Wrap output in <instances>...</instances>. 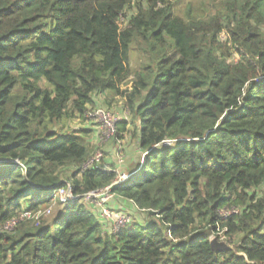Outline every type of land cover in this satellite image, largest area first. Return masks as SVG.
<instances>
[{"label": "trees", "instance_id": "trees-1", "mask_svg": "<svg viewBox=\"0 0 264 264\" xmlns=\"http://www.w3.org/2000/svg\"><path fill=\"white\" fill-rule=\"evenodd\" d=\"M115 99L113 185L69 123ZM0 264H264V0H0Z\"/></svg>", "mask_w": 264, "mask_h": 264}, {"label": "rangeland", "instance_id": "rangeland-1", "mask_svg": "<svg viewBox=\"0 0 264 264\" xmlns=\"http://www.w3.org/2000/svg\"><path fill=\"white\" fill-rule=\"evenodd\" d=\"M138 57L139 56L135 51H131L129 61L131 69L135 70L138 68V64L140 62ZM120 89L122 90L123 87ZM100 98L101 97H98L96 100L97 107L100 105L102 99ZM120 104L121 102L115 99L113 103H111L110 106H107L106 108H101L96 112L90 111V113L87 114V117H84L85 120L82 121L80 120L81 118H77L69 123V127L72 129L82 126L92 128V130L96 132H94L95 135L93 134L94 138L92 136L88 140L93 150L92 153L100 152L102 155V162L107 166V169L110 168V171L117 174V178L121 175H130L126 174L125 170L127 167L123 168L121 167V164H125V162H127L128 165H140L144 158V155H142V153L137 149L135 142L136 140L131 135L133 124L129 121L130 118L128 117L127 113L122 110ZM88 119H92L93 121L90 123ZM121 119L129 121L130 124H128L126 127V133L123 134V140L114 142L112 140V136L113 132L115 131V123H118ZM167 144L169 143L167 142L166 145ZM137 165H133L131 170L136 169ZM101 195L103 194L97 193L94 195V197ZM97 200L99 201V199ZM84 201L86 202L85 199ZM109 206L111 208L106 206L109 218H104L103 220L106 223H109L110 228L117 229L129 223V217L134 214L132 209H129L126 204L119 200H113L112 203H109ZM95 209H97V207H95ZM212 238L214 237H210V239Z\"/></svg>", "mask_w": 264, "mask_h": 264}, {"label": "built area", "instance_id": "built-area-1", "mask_svg": "<svg viewBox=\"0 0 264 264\" xmlns=\"http://www.w3.org/2000/svg\"><path fill=\"white\" fill-rule=\"evenodd\" d=\"M114 126V125H113ZM102 155L100 152H94L92 156L90 157L89 161L86 163L85 167H91L94 164L99 163L101 160ZM130 175H121L117 178L116 181H114V184H120L124 182ZM100 193L103 194L98 197H94L95 194ZM57 197L61 202H65L69 199H72V195L70 190L67 189H60L57 192ZM86 202L91 204L93 207H97V212L101 218H109V214L107 212V202L112 198V195L110 194V186L106 187L104 189L99 190V192H92L84 196ZM99 199V201L97 200ZM49 211H46L45 214H48ZM23 217H29V214L25 213L23 214ZM113 229V228H112ZM118 229V228H117ZM115 230V229H113Z\"/></svg>", "mask_w": 264, "mask_h": 264}, {"label": "water", "instance_id": "water-1", "mask_svg": "<svg viewBox=\"0 0 264 264\" xmlns=\"http://www.w3.org/2000/svg\"><path fill=\"white\" fill-rule=\"evenodd\" d=\"M210 249L213 252H221L223 250L231 249L230 246H227L224 242H218L216 238L210 239Z\"/></svg>", "mask_w": 264, "mask_h": 264}, {"label": "crops", "instance_id": "crops-1", "mask_svg": "<svg viewBox=\"0 0 264 264\" xmlns=\"http://www.w3.org/2000/svg\"><path fill=\"white\" fill-rule=\"evenodd\" d=\"M130 165H133V164H130ZM129 166V165H128ZM131 171H133V170H130V171H126V174H130L131 173ZM108 205V204H107ZM109 208H111L110 206H109Z\"/></svg>", "mask_w": 264, "mask_h": 264}]
</instances>
